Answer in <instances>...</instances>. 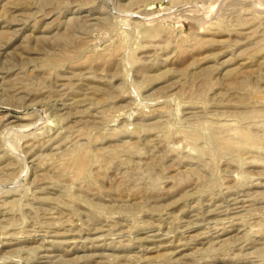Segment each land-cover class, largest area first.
Masks as SVG:
<instances>
[{
    "label": "rangeland",
    "instance_id": "374dc122",
    "mask_svg": "<svg viewBox=\"0 0 264 264\" xmlns=\"http://www.w3.org/2000/svg\"><path fill=\"white\" fill-rule=\"evenodd\" d=\"M0 264H264V0H0Z\"/></svg>",
    "mask_w": 264,
    "mask_h": 264
}]
</instances>
